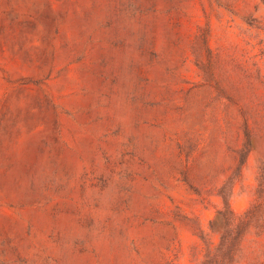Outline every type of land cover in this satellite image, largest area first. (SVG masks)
I'll use <instances>...</instances> for the list:
<instances>
[{
	"label": "rangeland",
	"instance_id": "1",
	"mask_svg": "<svg viewBox=\"0 0 264 264\" xmlns=\"http://www.w3.org/2000/svg\"><path fill=\"white\" fill-rule=\"evenodd\" d=\"M0 264H264V0H0Z\"/></svg>",
	"mask_w": 264,
	"mask_h": 264
},
{
	"label": "clouds",
	"instance_id": "2",
	"mask_svg": "<svg viewBox=\"0 0 264 264\" xmlns=\"http://www.w3.org/2000/svg\"><path fill=\"white\" fill-rule=\"evenodd\" d=\"M240 200H241V202H243L244 200H246V196L245 195H241L240 196Z\"/></svg>",
	"mask_w": 264,
	"mask_h": 264
}]
</instances>
